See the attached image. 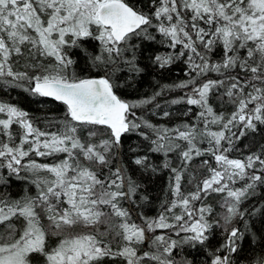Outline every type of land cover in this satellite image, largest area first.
I'll list each match as a JSON object with an SVG mask.
<instances>
[{"label":"snow or ice","instance_id":"snow-or-ice-1","mask_svg":"<svg viewBox=\"0 0 264 264\" xmlns=\"http://www.w3.org/2000/svg\"><path fill=\"white\" fill-rule=\"evenodd\" d=\"M0 84V264H264V0H0Z\"/></svg>","mask_w":264,"mask_h":264},{"label":"trees","instance_id":"trees-1","mask_svg":"<svg viewBox=\"0 0 264 264\" xmlns=\"http://www.w3.org/2000/svg\"><path fill=\"white\" fill-rule=\"evenodd\" d=\"M182 69V61H177L174 65L170 66V71L165 73V80L163 82L171 83L173 81H178L180 79H186L187 75ZM214 75V74H213ZM159 79V77H157ZM152 80L151 77H148L144 83H142L140 92L144 94H148L152 91L148 81ZM152 83H155V80H152ZM176 94H182L181 90H176L172 93V95ZM0 100H9L13 103H19L21 106L26 108L33 117L36 118L37 126L46 129V130H53L52 128H49L46 121L55 118H58L59 115L62 114L63 109L60 106V102H45L42 99L39 98H32L30 94L24 92L20 89L15 88H7L0 84ZM50 101V99H49ZM216 106H219V101H214ZM154 121L160 120L159 117H152ZM160 122H167V118ZM14 128L17 126H13ZM135 139V137H133ZM37 160H40L42 162L45 161L46 158L43 157H33ZM47 160H51V158H47ZM195 167V165H193ZM191 170V169H190ZM199 172H203V169H197ZM165 183V178H154L151 183L148 184V190L151 193V196L153 200L155 201L157 197L163 198V193L161 192V188L163 187ZM28 182L23 179H18L16 177L11 178V185L8 188H5L4 185L0 184V198H3L2 194L7 192L10 193L11 196L16 197L21 194L22 188L27 186ZM34 189V186H33ZM218 199L217 194H213L212 203H216ZM159 207L158 202L154 204L153 207H150L148 209L149 214H154ZM46 223V221H45ZM4 227L3 224H0V229ZM175 251L179 252V249H176ZM181 255L188 256L194 260H200L202 259L201 255L196 252L195 249H191L188 246H185V250L183 253H180ZM177 259H179V256H177Z\"/></svg>","mask_w":264,"mask_h":264},{"label":"water","instance_id":"water-1","mask_svg":"<svg viewBox=\"0 0 264 264\" xmlns=\"http://www.w3.org/2000/svg\"><path fill=\"white\" fill-rule=\"evenodd\" d=\"M49 99H51V98H49Z\"/></svg>","mask_w":264,"mask_h":264}]
</instances>
